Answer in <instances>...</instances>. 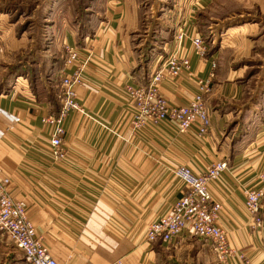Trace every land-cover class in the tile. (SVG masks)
I'll return each instance as SVG.
<instances>
[{
    "label": "crops",
    "instance_id": "crops-1",
    "mask_svg": "<svg viewBox=\"0 0 264 264\" xmlns=\"http://www.w3.org/2000/svg\"><path fill=\"white\" fill-rule=\"evenodd\" d=\"M213 1L200 0L194 15L190 12L195 0H187L186 26L191 36L195 30L199 33V18ZM228 1L246 15L255 9L264 19V0ZM143 2L98 0L100 13L89 25L79 26L72 16L61 15L65 25L52 34L51 44L89 59L82 81L75 86L83 112L70 113L62 122L66 161L50 153V130L42 124V118L58 116L60 111L54 83L34 85L23 78L0 85V179L9 178L7 193L24 205L44 247L65 264H221L210 246L188 231L181 234L176 248L161 242L147 245L144 232L187 191L173 176L175 168L185 166L199 173L224 160L228 169L209 188L222 205L217 223L236 251L228 264H241L239 256L249 264H264V205L261 230L252 227L244 210L246 190L256 187L258 176L264 174V90L255 95V103L245 101L246 84L254 76L244 80L253 66L244 62L237 66L241 61H263L264 76V56L254 50L264 45V27L260 20H246L218 28L214 49L203 59L193 53L189 37L177 51L178 56L188 57L190 75L182 73L160 85L169 106L192 101L197 82L207 80L211 63L216 65L210 92L203 97L209 132L196 143L168 124L136 130L130 123L132 105L124 88L146 85L163 62L168 45L162 48V56L153 58L148 50L147 58H142L135 37L145 17ZM228 19L216 17L213 23L218 27ZM2 31L0 58L25 49L22 31L18 36L12 30ZM75 66L58 60L51 68L52 77L62 81ZM245 114L250 116L238 132ZM0 264H24L21 252L2 233Z\"/></svg>",
    "mask_w": 264,
    "mask_h": 264
},
{
    "label": "built area",
    "instance_id": "built-area-1",
    "mask_svg": "<svg viewBox=\"0 0 264 264\" xmlns=\"http://www.w3.org/2000/svg\"><path fill=\"white\" fill-rule=\"evenodd\" d=\"M187 0H179L177 28L171 42L166 46L165 58L158 66L146 85H127L124 94L132 105L130 123L136 130L147 127L156 128L160 123L174 126L178 135L191 138L196 143L205 140L209 132L210 120L203 97L209 92L210 79L216 68L211 63L209 78L198 81L195 97L187 105L169 106L160 91V85L166 80H175L182 73L189 72L187 56L177 55L183 41L188 38L193 53L203 59L207 55V45L196 30L193 35L186 26L185 6ZM190 4V3H189ZM200 0H195L190 14L199 10ZM66 66L75 64L76 70L61 83L60 111L58 116L48 115L42 118L43 126L50 130L48 147L56 160L66 161L68 153L65 150L63 137L65 129L63 120L70 113L83 112L75 92V86L82 81V69L89 59H80L75 50L67 49ZM228 169L224 160L212 162L205 172L194 173L190 168L179 166L173 171L187 191L176 199L170 210L150 222L144 232V243L147 245L161 242L176 248L181 234L188 231L193 236L207 243L217 261L228 264L234 259L236 251L227 243L224 229L218 225L221 203L215 201L211 194L209 183L220 178ZM8 177L0 179V233L4 234L22 254L24 264H65L50 253L42 244V238L36 235L32 223L28 220L25 207L15 202L7 193ZM264 205V174L258 176V185L246 190L244 210L252 227L263 229L261 210ZM241 264H249L243 256H239Z\"/></svg>",
    "mask_w": 264,
    "mask_h": 264
},
{
    "label": "rangeland",
    "instance_id": "rangeland-1",
    "mask_svg": "<svg viewBox=\"0 0 264 264\" xmlns=\"http://www.w3.org/2000/svg\"><path fill=\"white\" fill-rule=\"evenodd\" d=\"M214 1L199 18L198 31L207 45L208 53L214 49L212 40L215 38L218 28L233 27L246 20L251 22L260 20V15L255 9L246 15L243 9L233 6L228 0ZM97 2L98 0H0L1 34L3 29L6 33L12 30L17 36L22 31L24 35V45L22 46L25 47V49H20L19 51H9L10 53L8 52L6 56H1L0 85L2 86L6 83L12 85L14 82L17 83V81L23 80V78L34 82V85H38L40 81L45 85L49 84V82L54 83L55 89L53 91L58 100L62 81L59 77H52L51 68L58 60L66 62L67 52L63 45L51 44L52 34L62 30L65 25L61 23L62 14L69 17L72 16L74 20L79 22V26L81 23L89 25V22L91 20L93 22L97 14L100 13V7ZM158 2V0H144L143 2L145 17L139 34L135 37L136 44L138 43L139 48L142 49V58H147L148 50L153 58L157 54L162 56V48L165 44L171 42L174 31L177 28V4L179 0ZM59 16L60 20L58 19ZM216 17H229L230 19L216 27L213 23V19ZM260 25L264 27V19L260 22ZM259 48L256 47L254 50L259 51L264 56V45ZM243 62L253 66L248 71L244 82L247 81L246 78L254 76L252 81L246 84L245 101L248 100L255 103V95L262 93V90H264L262 86V78L264 76L261 74L262 68L260 67L263 61H241L237 66L242 65ZM243 104L245 103L243 102L240 105ZM249 116L250 114L241 116L239 120L241 124L237 127L238 132L242 128V122L248 119Z\"/></svg>",
    "mask_w": 264,
    "mask_h": 264
}]
</instances>
